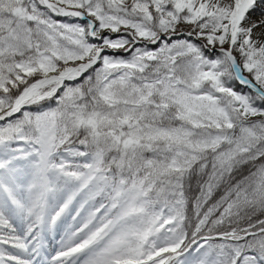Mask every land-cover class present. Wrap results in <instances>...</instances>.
Here are the masks:
<instances>
[{
    "label": "snow or ice",
    "instance_id": "snow-or-ice-1",
    "mask_svg": "<svg viewBox=\"0 0 264 264\" xmlns=\"http://www.w3.org/2000/svg\"><path fill=\"white\" fill-rule=\"evenodd\" d=\"M261 5L0 0V264H264Z\"/></svg>",
    "mask_w": 264,
    "mask_h": 264
},
{
    "label": "rangeland",
    "instance_id": "rangeland-1",
    "mask_svg": "<svg viewBox=\"0 0 264 264\" xmlns=\"http://www.w3.org/2000/svg\"><path fill=\"white\" fill-rule=\"evenodd\" d=\"M261 8H264V5L260 6ZM260 12V9L258 8L257 11L253 14L254 16H258ZM67 227V226H66Z\"/></svg>",
    "mask_w": 264,
    "mask_h": 264
},
{
    "label": "bare ground",
    "instance_id": "bare-ground-1",
    "mask_svg": "<svg viewBox=\"0 0 264 264\" xmlns=\"http://www.w3.org/2000/svg\"><path fill=\"white\" fill-rule=\"evenodd\" d=\"M56 243V242H55Z\"/></svg>",
    "mask_w": 264,
    "mask_h": 264
}]
</instances>
